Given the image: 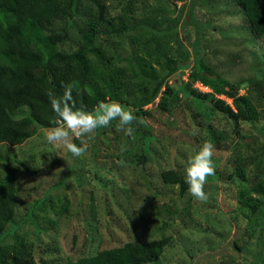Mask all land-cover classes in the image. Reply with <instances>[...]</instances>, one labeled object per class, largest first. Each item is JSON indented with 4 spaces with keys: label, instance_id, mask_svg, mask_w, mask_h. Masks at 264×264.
<instances>
[{
    "label": "rangeland",
    "instance_id": "1",
    "mask_svg": "<svg viewBox=\"0 0 264 264\" xmlns=\"http://www.w3.org/2000/svg\"><path fill=\"white\" fill-rule=\"evenodd\" d=\"M103 2L111 16L146 27L119 40L121 54L137 51V40L157 37V49L146 56L157 77L148 87L164 74V57L189 63L179 77L176 71L168 75L157 97L142 107L104 102L120 103L138 120L128 126L131 135L112 121L90 136H71L77 146L87 145L82 157L49 144L51 128H39L10 147V154L0 146V174L12 175L18 186L0 253L8 260L71 264L128 241L169 237L158 260L145 264H264V204L256 213L242 204L249 196L261 199L250 187L264 176V36L249 31L234 0ZM197 60L210 77L231 87L241 81L238 94L247 95L258 111L253 124L241 120L237 127L201 99L183 98ZM205 142L215 148L216 172L205 185L209 199L201 202L188 184L181 190L164 182L161 172L173 167L185 180L189 161ZM247 159L244 173L226 177Z\"/></svg>",
    "mask_w": 264,
    "mask_h": 264
},
{
    "label": "trees",
    "instance_id": "2",
    "mask_svg": "<svg viewBox=\"0 0 264 264\" xmlns=\"http://www.w3.org/2000/svg\"><path fill=\"white\" fill-rule=\"evenodd\" d=\"M234 5L242 11L249 31L264 36V0H234ZM144 28L111 16L103 0H0V146L10 154V147L23 143L39 128L59 126L53 123L55 113L47 93L52 91L60 96L66 85L72 86L77 107L83 106L89 112L107 100L132 107L153 101L162 81L175 71L179 77L189 62L179 64L172 57H164L159 62L164 74L148 87L157 77L146 56L157 49V37L153 34L150 40H137V51L130 48L125 55L119 51V40L128 31L134 29L139 33ZM104 40L108 43L103 48ZM108 49L110 53L105 52ZM191 79L193 83H186L183 98L191 95L201 99L236 126L241 120L250 124L256 121L258 111L253 101L238 94L241 81L231 87L210 77L198 60L193 62ZM196 81L207 85L210 91L197 88ZM164 86L166 92H171L167 83ZM220 94L230 98L231 103L216 96ZM163 99L158 103L162 105ZM242 161L226 174L227 178L244 173L248 159ZM161 179L177 184L181 190L187 186L173 167L163 170ZM250 190L261 199L256 201L249 196L242 204L250 213H256L264 204V176ZM17 193L14 177L0 174V237L12 220ZM168 238L128 241L99 250L93 256L79 257L71 264L150 263L158 260ZM6 254L0 253V264H36L29 259L8 260Z\"/></svg>",
    "mask_w": 264,
    "mask_h": 264
},
{
    "label": "clouds",
    "instance_id": "3",
    "mask_svg": "<svg viewBox=\"0 0 264 264\" xmlns=\"http://www.w3.org/2000/svg\"><path fill=\"white\" fill-rule=\"evenodd\" d=\"M197 84L201 83L196 81V87ZM203 86L207 87V91H210L207 85ZM47 95L51 108L55 113L53 123L59 126L51 128L47 132L45 139L49 144L63 145L68 152L77 158L86 154L87 145L82 142V146H77L71 142V136L76 138L90 136L99 128L109 127L112 121H118V129L131 135L133 129L128 126L138 120L130 109L126 110L118 102H101L95 112L85 111L83 106L78 108L71 85H66L63 94L60 96H56L52 91H48ZM217 97L229 104L231 103V99L222 94L217 95ZM124 150V146H121V151L123 152ZM214 152L213 144L205 142L197 154L189 161V166L186 169L185 180L189 185V192L201 202H206L209 199L204 189L208 177L215 175L216 172L213 161Z\"/></svg>",
    "mask_w": 264,
    "mask_h": 264
},
{
    "label": "built area",
    "instance_id": "4",
    "mask_svg": "<svg viewBox=\"0 0 264 264\" xmlns=\"http://www.w3.org/2000/svg\"><path fill=\"white\" fill-rule=\"evenodd\" d=\"M197 87H198L199 89H201V90H207V89H203L205 86H203V85H201V84H197ZM205 88H207V87H205Z\"/></svg>",
    "mask_w": 264,
    "mask_h": 264
}]
</instances>
